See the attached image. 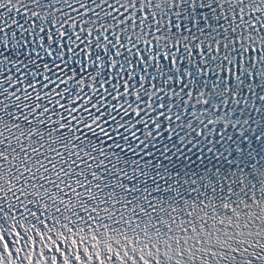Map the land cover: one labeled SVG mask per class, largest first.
I'll list each match as a JSON object with an SVG mask.
<instances>
[{"label":"snow or ice","instance_id":"snow-or-ice-1","mask_svg":"<svg viewBox=\"0 0 264 264\" xmlns=\"http://www.w3.org/2000/svg\"><path fill=\"white\" fill-rule=\"evenodd\" d=\"M0 264H264V0H0Z\"/></svg>","mask_w":264,"mask_h":264}]
</instances>
